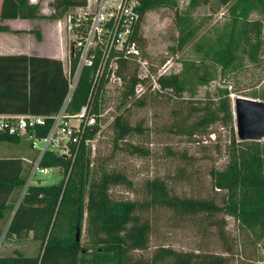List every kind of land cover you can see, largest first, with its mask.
Instances as JSON below:
<instances>
[{
    "label": "trees",
    "instance_id": "1",
    "mask_svg": "<svg viewBox=\"0 0 264 264\" xmlns=\"http://www.w3.org/2000/svg\"><path fill=\"white\" fill-rule=\"evenodd\" d=\"M86 2L51 0L52 11L44 14L39 0H1L0 18L57 19ZM190 2L195 5L198 0ZM222 2L228 3V20L213 35L201 36L194 42L199 57L184 59L180 70L158 76L161 88L169 89L178 98L183 91H189V97L182 98L180 105L173 109L170 131L195 137L214 132L209 127L216 123L228 129L227 162L222 168L209 170L212 186L224 191L221 201L214 197L180 195L160 177L146 179L138 197L113 198L110 194L113 184H124L133 190L134 187L122 171L106 169L101 164L95 168L91 147L85 138L92 139L96 135L100 129L96 123L87 127L77 147L71 144L75 152L72 156L47 148L39 163L56 168L60 175L58 180H32L23 195L32 163L30 166L26 155L0 156V237L3 241L31 238L37 242L33 253L16 246L9 252H0V264H227L224 254L178 250L165 244L155 247L149 256L136 254L148 247L153 230L151 212L159 208L171 211L178 218L224 212L234 216L258 239L264 238V140L238 138L233 99L227 86H217L214 93H206L202 99L193 98L197 85L208 83L217 72L236 71L244 60L257 62L263 45V23L249 17L253 11H264V0ZM175 4L176 0H142L141 15L133 31L139 45L145 42L139 32L144 13L151 8ZM176 13L180 33L176 44L169 47L173 53L194 35L191 20L185 13ZM4 29L9 27L0 24V30ZM125 62L122 60L121 65ZM75 64L76 58H73V68ZM91 71V66L83 67L67 111L76 112L86 103ZM122 77L120 103H125L134 95L138 81L136 69L132 68ZM67 92L68 82L60 58L26 53L0 55V111L50 115L60 109ZM144 95L134 98V102L144 104ZM99 108L97 102L94 110ZM112 122L116 139L141 130L131 124L123 112L116 114ZM51 123L52 119L48 118L45 124L37 125L36 135L43 137ZM0 142L26 146L29 155H37L30 141L19 135L0 130ZM130 145L132 151L141 150L136 144ZM84 224L85 241L82 239ZM77 228L80 230L78 240ZM257 264H264V260Z\"/></svg>",
    "mask_w": 264,
    "mask_h": 264
},
{
    "label": "rangeland",
    "instance_id": "2",
    "mask_svg": "<svg viewBox=\"0 0 264 264\" xmlns=\"http://www.w3.org/2000/svg\"><path fill=\"white\" fill-rule=\"evenodd\" d=\"M50 2L51 0H39L42 13L49 14L52 11ZM227 6L228 3H223L222 0H198L195 5L190 0H176L175 6L148 9L139 29L145 38L143 44H138L143 58L156 70L165 61L170 65L171 72L180 70L182 60L199 57L194 42L201 36L213 35L228 20ZM176 12L185 13L191 20L194 35L173 53L169 47L176 44L180 33ZM249 18L263 23V45L260 47L257 62L244 60L236 71L226 74L217 72L215 78L208 83L197 85L193 98L202 99L206 93H214L217 86H227L232 99L237 95L264 99L261 95L264 94V11H253ZM64 19L65 15L57 19L40 17L23 23V28L19 27V23L17 26L18 30L24 31L25 43L27 38L38 42V46L34 48L36 51L42 47L40 40H44V48H55L53 45L57 44L52 53L62 56L63 61L71 47L70 34L64 27ZM132 68L136 72L139 69L133 60L125 62L120 69L121 75L127 74ZM122 89L123 85L117 82H111L101 89L98 96L101 98L100 108L104 115L98 118L100 129L89 141L90 156L96 169L101 164L106 169L124 172L132 180L134 190L124 184H113L110 187L111 196L138 197L146 179L160 177L171 190L180 195L214 197L220 202L224 191L212 186L209 170L214 167L222 168L227 162L228 129L216 123L209 127L214 132L208 135L190 137L174 133L168 129L174 116L173 109L180 105L182 98L185 100L189 97L188 90L183 91L179 98L171 94L169 89L158 91L157 94L146 90L145 103L139 105L134 102V98L142 97L143 93L137 95L135 91L125 103H120ZM150 92L153 94H147ZM120 112L127 116L131 124L141 127V130H133L125 137L116 139L112 120ZM38 144L39 147L43 146L44 141L39 140ZM130 144L140 146L141 150L132 151ZM33 150L37 152V149ZM29 154L26 146L0 142V156L26 155L30 166L32 163L31 172L36 154ZM59 176L56 168L48 172L36 170L33 180L51 182L58 180ZM151 217L153 230L148 247L136 251V254L149 256L155 247L165 244L178 250H206L224 254L228 258L227 264H257L264 260V238L258 239L230 214L217 212L211 216L198 214L178 218L171 211L159 208L151 212ZM84 226L85 224L82 230L83 241L86 236ZM15 246L27 253H33L37 242L31 238L3 241L0 237V251L5 247L4 251L9 252Z\"/></svg>",
    "mask_w": 264,
    "mask_h": 264
},
{
    "label": "built area",
    "instance_id": "3",
    "mask_svg": "<svg viewBox=\"0 0 264 264\" xmlns=\"http://www.w3.org/2000/svg\"><path fill=\"white\" fill-rule=\"evenodd\" d=\"M142 0H87L86 4L75 6L65 14L64 27L70 34L71 47L62 61L63 73L67 78L68 92L60 109L53 114L31 112L0 111V130L19 135L30 141L31 147L37 149L33 168L22 190L33 180L36 170L48 172L52 167L41 166L40 159L47 148H53L60 154L72 156L71 144L78 146L80 138L87 127L98 122L104 115L94 105L100 104L98 96L104 86L111 82L123 85L120 73L121 61L133 60L138 65V81L134 85L135 93L146 90L166 91L161 88L158 76L170 73V65L164 62L157 70L151 66L133 37L134 27L141 15ZM73 58L76 64L73 68ZM84 66H91L90 92L84 103L76 112L67 111V104L77 86ZM51 118L52 123L43 137L36 135L35 127L43 125ZM39 140L44 145L39 147ZM91 139L85 138L89 143ZM76 150V148H75Z\"/></svg>",
    "mask_w": 264,
    "mask_h": 264
},
{
    "label": "water",
    "instance_id": "4",
    "mask_svg": "<svg viewBox=\"0 0 264 264\" xmlns=\"http://www.w3.org/2000/svg\"><path fill=\"white\" fill-rule=\"evenodd\" d=\"M236 134L240 140L264 138V99L237 95L233 99ZM80 230H76L79 239Z\"/></svg>",
    "mask_w": 264,
    "mask_h": 264
},
{
    "label": "crops",
    "instance_id": "5",
    "mask_svg": "<svg viewBox=\"0 0 264 264\" xmlns=\"http://www.w3.org/2000/svg\"><path fill=\"white\" fill-rule=\"evenodd\" d=\"M35 18H6L1 19L0 18V24H6L9 29L0 30V55H11V54H19V53H26V54H38V55H46L51 57H57L60 58V56H57L56 54L52 53L53 50H56L57 44L53 45L55 48H44V40H40L41 42V49L35 50L38 46V42H32L27 38V42L23 40L25 36H23L22 29L18 30L17 24L19 23V27L23 28V23L28 22L29 20H32ZM16 25V26H14ZM44 39V38H43ZM21 40L22 42H19ZM39 49V48H38ZM46 52H48L46 54ZM5 247L0 251L1 253H5L4 251Z\"/></svg>",
    "mask_w": 264,
    "mask_h": 264
}]
</instances>
